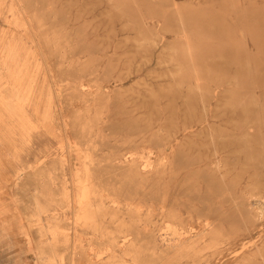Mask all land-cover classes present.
I'll return each mask as SVG.
<instances>
[{
	"label": "rangeland",
	"instance_id": "obj_1",
	"mask_svg": "<svg viewBox=\"0 0 264 264\" xmlns=\"http://www.w3.org/2000/svg\"><path fill=\"white\" fill-rule=\"evenodd\" d=\"M192 1L215 6L232 0ZM239 1L236 7L243 5ZM113 2L117 16L111 18L99 15L95 0H0V264H260L264 213L259 219L242 218L232 207L234 219L222 217L241 192L264 195V175L249 166L264 157V132L244 164L231 158L222 173L198 167L199 159L214 150L210 131L185 140L181 150L194 163L182 172L190 178L172 207L197 230V222L216 225L195 243L159 251L150 247L152 221H162L157 216L162 190L144 167L160 161L153 139L158 126L166 125L163 133L168 128L167 96L154 80L166 69L160 68L162 60L178 65L179 74L202 76L205 65L196 60L200 45L192 33L184 41L172 40L181 30L179 16L171 28L155 13L123 26L125 13L135 5ZM234 9L228 5L209 14L226 24L224 34L234 31L224 50L236 49L248 60L245 92L225 98L221 108L243 103L256 109L264 106V89L255 88L264 70V43L252 41L249 23ZM181 13L184 19L189 14ZM195 18L202 22L206 16ZM146 26L153 33L136 35ZM231 70L230 78L238 81L237 69ZM176 128L169 125V136L160 141ZM88 167L92 192L89 208L81 213L77 199ZM210 207L218 209L211 216ZM121 238L128 243L123 246Z\"/></svg>",
	"mask_w": 264,
	"mask_h": 264
},
{
	"label": "bare ground",
	"instance_id": "obj_2",
	"mask_svg": "<svg viewBox=\"0 0 264 264\" xmlns=\"http://www.w3.org/2000/svg\"><path fill=\"white\" fill-rule=\"evenodd\" d=\"M113 1L95 0L99 15L111 18L117 16L116 11L113 10L115 7ZM155 2L158 5H155ZM239 3V0H232L231 2L220 1L215 6H203L196 4L192 0L190 2L186 0H132L131 6L135 5V10L129 9L125 13L124 21L121 22V25L124 26L127 23L137 21L140 17L145 16L146 13H155L163 15L167 27L171 28L175 23L174 19L179 16L178 26L181 30L176 33L177 35L172 40L184 41L185 38L193 35V41L200 45L196 60L205 65V73L202 76L195 73L179 74L178 65L165 64L162 60L160 68L166 66V69L159 76L160 80H154V86L167 96L165 103L167 111L164 117L168 123L167 127L169 128V125L176 123L177 128L175 133L170 135L172 137L167 138L168 140L165 142L160 140L161 137L169 136L168 128L165 133L163 131L166 125H160L156 128L158 134L154 135L153 141L154 146L157 147L160 161L158 164H153V167H144L145 174L152 176L154 185L158 186V191L162 190V197L159 199L162 206L158 207L159 215H157L162 217V221L160 223L152 221L153 227L150 232V235H152L150 247L153 251L168 248L174 249L187 241H191L190 244L195 243L196 238L207 232H212L216 225V223L212 222L203 223V225L201 222H197L200 228L197 230L196 224L184 221L183 212L180 209L175 211V208L172 207L174 197L182 194L186 187L185 183L190 178L189 173L183 175L182 172H184L186 167L194 163L193 159L181 150V145L185 140L194 135L210 131L208 138L214 144V150L199 159L198 162L201 165L198 167H206L222 173L223 164H227L231 158L237 159L238 163L240 161L241 164H244L246 157L249 156L250 147H253L251 145L258 142L261 133L264 132V106L250 109L241 103L237 106L221 108L222 100L227 99L230 95L241 96L245 92L247 82L245 83L244 68L248 64V60L242 59L240 57L242 54L236 49L231 52L224 50L228 49L231 46V42L235 39L234 31L231 30L230 34H224L222 28L226 24L218 18L210 17L209 14L215 8H226L228 5L232 9L234 7L238 18L244 19L249 23L248 29L251 30L249 32L252 41L264 43V0H243L241 2L243 5L236 7ZM167 5H172L173 7L167 8ZM141 7H144V9L141 10ZM184 11L190 14L186 16L187 18L185 17L186 19L181 13ZM197 13H201L206 18L202 22H198L195 18ZM152 29V26L138 27L136 35H142L145 32L153 33ZM200 35L204 39L198 41ZM153 42L154 44H159L161 40L159 42L155 37ZM165 44L166 42H163L159 46L164 47ZM261 47L264 48V46ZM233 67L239 73L240 79L238 81L230 78L229 73H231ZM258 81L259 84L255 88L264 89V70L262 69L259 73ZM158 113L163 114V110L161 108L158 109ZM255 118L257 120L260 118L261 121L256 122ZM79 145L77 146L78 149L86 157L87 149L85 150V147L83 148L81 144ZM169 149H171L170 153H168ZM165 157L166 159L163 160ZM234 165H236L235 162ZM249 166L255 168L259 176L264 175L262 169L264 167V157H259L254 162H250ZM91 179V170L88 167V172L84 179L83 194H79L81 197L77 199L78 211L80 210L81 213H85L86 209L89 208V197L92 192L89 187ZM214 189L215 192H218L220 185L215 184ZM252 196L255 198L250 199ZM263 198L264 195L259 193L251 192L247 194L241 192L239 200L234 205L226 208V213L222 217L223 221L231 222L234 219L235 212L230 213L232 207L238 209L242 218H261L264 213ZM199 199L204 201L206 195H200ZM151 208L153 210L150 209V213L154 217L156 207L152 204ZM216 211H218L216 207L208 208L210 216ZM80 212L76 216L77 219L81 218ZM208 217L209 214L207 215ZM151 237L149 238L151 239ZM119 242L124 243L122 244L124 246L128 243V240L121 238ZM98 255L101 254L97 253ZM261 255L260 264H264V254L261 253Z\"/></svg>",
	"mask_w": 264,
	"mask_h": 264
}]
</instances>
